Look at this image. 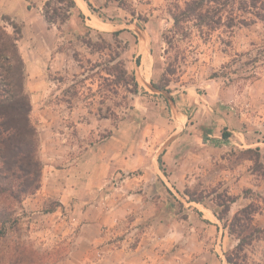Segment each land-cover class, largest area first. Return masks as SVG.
I'll use <instances>...</instances> for the list:
<instances>
[{
    "label": "rangeland",
    "instance_id": "obj_1",
    "mask_svg": "<svg viewBox=\"0 0 264 264\" xmlns=\"http://www.w3.org/2000/svg\"><path fill=\"white\" fill-rule=\"evenodd\" d=\"M74 2L83 18L48 25L54 48L39 85L25 65L32 54L18 48L42 163L38 191L18 210L19 237L52 264H227L235 242L214 216L217 194L236 199L227 219L256 204L253 223L264 228V25L246 15L248 25L231 31L181 35L168 8L183 0H110L104 9ZM3 18L14 21L0 17L11 31ZM174 141L180 152L169 159L182 155L184 169L173 185L157 160ZM86 175L91 188L81 186ZM185 190L203 203L188 204ZM246 253L250 263L264 260V241Z\"/></svg>",
    "mask_w": 264,
    "mask_h": 264
},
{
    "label": "trees",
    "instance_id": "obj_2",
    "mask_svg": "<svg viewBox=\"0 0 264 264\" xmlns=\"http://www.w3.org/2000/svg\"><path fill=\"white\" fill-rule=\"evenodd\" d=\"M109 1L103 0L104 5ZM53 3L63 7L52 9ZM118 4L122 6L125 3L120 1ZM87 6L92 9L90 4ZM169 6L171 27L181 35H187L190 28L201 37H209L222 29L231 31L236 26L248 25L251 20L246 15L264 25V0H183L182 4L176 2ZM75 12L83 18L73 0H48L43 6V17L49 25L64 24ZM3 21L11 31L0 24V264H52L53 259L37 253L19 237L21 223L18 210L25 199L38 191L42 163L38 157L39 137L30 121L31 106L24 91V64L18 50L21 28L6 18ZM118 35L119 32L113 33L115 37ZM229 136L222 133L223 140ZM253 152L246 150V153ZM256 153L257 160L259 153ZM157 161L163 171L160 157ZM212 193L215 194L214 191ZM183 195L187 197V203L202 204L204 200V197L187 190ZM235 200L225 194H217L214 198V205L219 209L214 216L235 242L233 248L224 253V259L227 264H264V260L248 262L246 253L247 247L264 241V228L253 223L258 206L249 203L227 219ZM179 205L183 208L180 202Z\"/></svg>",
    "mask_w": 264,
    "mask_h": 264
},
{
    "label": "crops",
    "instance_id": "obj_3",
    "mask_svg": "<svg viewBox=\"0 0 264 264\" xmlns=\"http://www.w3.org/2000/svg\"><path fill=\"white\" fill-rule=\"evenodd\" d=\"M48 0H0V17L1 16H7L15 23H18L21 27V39L18 42V48H28L29 53L31 55V65H26V69L31 76H37L38 79L36 80V85H39L41 77L45 71V68H43V62L45 63L46 56H47V48H54L53 42H52V31L48 28L47 22L45 21L43 17V6ZM74 1V0H73ZM84 4L87 3L92 4L93 7L99 8L102 7L104 9L103 0H81ZM103 25V23H101ZM142 49V48H140ZM138 50L137 57L140 58V62L142 64V60L146 63L148 62L149 57V50L147 48H143L142 50ZM41 55H39V54ZM140 67V66H139ZM144 69V70H143ZM156 69H158L156 67ZM147 68H141V78H142V84L144 87L147 86V83L150 82V76H148ZM155 71V68H154ZM33 72V73H32ZM34 83V84H35ZM49 119L47 118L42 125L40 126L41 131V141L47 143V126H50V123H48ZM178 141V140H177ZM177 141H174L175 143L171 148H169L163 155V162H162V172H165L168 175V179L171 180L172 184L174 185V180L176 181L178 179L177 176L183 171L184 167V161L182 159V155L178 157L176 163H171V160L169 159V156L173 154L179 153L180 150L176 146ZM258 145V144H257ZM259 147V146H258ZM172 151V152H171ZM261 151V150H259ZM95 155V158H94ZM94 153L91 155V164L95 163V166H97L98 161V155ZM177 155V154H176ZM159 169V164H158ZM74 168H70L67 170V178L64 182L66 185V188H70V184L72 183V175H68L71 171H73ZM160 170V169H159ZM161 171V170H160ZM93 172V171H92ZM171 176V177H170ZM87 175L85 179L82 181L83 188L85 187H92L93 182L91 181L89 186L87 184ZM150 178H147L145 175H141L139 179L137 180V184L145 186L147 185V181ZM160 179L157 174L154 173V176L150 181V183H153V186L157 188V180ZM130 183V182H128ZM178 189V188H176ZM191 204V203H188ZM195 206L201 205L192 203ZM198 211V210H197ZM198 215L201 214V212H197ZM203 217L204 224H212L209 217L201 216ZM215 227V226H214ZM217 228V226H216Z\"/></svg>",
    "mask_w": 264,
    "mask_h": 264
},
{
    "label": "bare ground",
    "instance_id": "obj_4",
    "mask_svg": "<svg viewBox=\"0 0 264 264\" xmlns=\"http://www.w3.org/2000/svg\"><path fill=\"white\" fill-rule=\"evenodd\" d=\"M97 25V24H96Z\"/></svg>",
    "mask_w": 264,
    "mask_h": 264
}]
</instances>
